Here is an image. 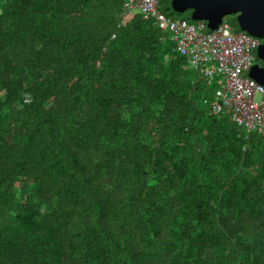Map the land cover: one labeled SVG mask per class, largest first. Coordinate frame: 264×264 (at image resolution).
Listing matches in <instances>:
<instances>
[{"label": "trees", "instance_id": "1", "mask_svg": "<svg viewBox=\"0 0 264 264\" xmlns=\"http://www.w3.org/2000/svg\"><path fill=\"white\" fill-rule=\"evenodd\" d=\"M125 12L0 0V264H264V137Z\"/></svg>", "mask_w": 264, "mask_h": 264}, {"label": "built area", "instance_id": "2", "mask_svg": "<svg viewBox=\"0 0 264 264\" xmlns=\"http://www.w3.org/2000/svg\"><path fill=\"white\" fill-rule=\"evenodd\" d=\"M122 1L126 15L152 18L170 34L176 51L187 58L189 69L202 74L208 85L219 84L209 103L212 115L228 111L237 126L264 137V86L249 77L254 51L260 46L257 38L235 31L227 19L214 32L208 31L204 21L190 24L175 20L161 11L158 0Z\"/></svg>", "mask_w": 264, "mask_h": 264}, {"label": "water", "instance_id": "3", "mask_svg": "<svg viewBox=\"0 0 264 264\" xmlns=\"http://www.w3.org/2000/svg\"><path fill=\"white\" fill-rule=\"evenodd\" d=\"M172 9L178 14L191 12V20L206 22L210 32L236 16L241 32L263 41L258 56L264 63V0H172ZM249 77L264 86V68L253 69Z\"/></svg>", "mask_w": 264, "mask_h": 264}, {"label": "rangeland", "instance_id": "4", "mask_svg": "<svg viewBox=\"0 0 264 264\" xmlns=\"http://www.w3.org/2000/svg\"><path fill=\"white\" fill-rule=\"evenodd\" d=\"M190 13H191V12H190ZM225 20H226V19H225ZM227 20H228L231 24H233V25H235V24L237 23V17H236V16H235V17H229V18H227ZM255 54H256L257 58L259 59V56H258V49H256V50L254 51V55H255ZM258 59L254 61V67H256V66L258 65L259 61H261V60L258 61ZM257 101H260V96H257Z\"/></svg>", "mask_w": 264, "mask_h": 264}, {"label": "flooded vegetation", "instance_id": "5", "mask_svg": "<svg viewBox=\"0 0 264 264\" xmlns=\"http://www.w3.org/2000/svg\"><path fill=\"white\" fill-rule=\"evenodd\" d=\"M258 39V38H257ZM259 41H260V46L262 45V43H263V41L262 40H260V39H258ZM259 46V47H260ZM255 60H256V58H255ZM260 60V59H259ZM262 62V61H261ZM264 68V66L262 65V64H260V62L258 63V65L256 66V67H254L253 66V69H263Z\"/></svg>", "mask_w": 264, "mask_h": 264}]
</instances>
